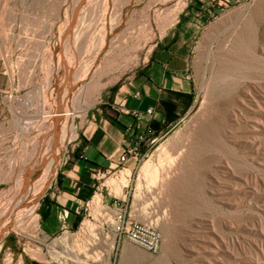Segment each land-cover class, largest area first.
Instances as JSON below:
<instances>
[{
	"label": "rangeland",
	"instance_id": "obj_1",
	"mask_svg": "<svg viewBox=\"0 0 264 264\" xmlns=\"http://www.w3.org/2000/svg\"><path fill=\"white\" fill-rule=\"evenodd\" d=\"M75 1L0 0V35L15 33L23 48L17 58L22 67L18 81L12 91L0 97V222L9 216L8 225L0 232V264H28L29 256L53 264L52 260L64 253V245L77 244L83 249L85 240L72 234L79 224L51 237L41 231L43 198L60 188L61 172L81 155L86 136L95 124L105 116L115 118L118 92L127 86L134 88L142 78L145 82L154 78L172 59L184 65L177 73L188 82L189 92L166 94L165 113L170 125L144 149L146 156L134 159L126 182L119 180L120 171L126 169L122 164L110 172L96 171L100 179L86 197L91 198L97 190L100 207L94 212L91 204L82 219L89 220L98 239L85 255L96 264H264V116L260 115H264V107L251 105L247 127L221 121L230 109H223L222 102L230 98L234 107L231 109L237 110L236 98L244 90L253 91L264 106V76L258 70L240 71L228 81L218 79L216 73L221 52L245 29L249 31L246 52L264 59V0H91L89 14L84 16L87 21L82 18L84 25L86 21L88 43L84 41L87 45L83 49L84 44L68 49L69 55L77 53L75 64L84 69L90 61L93 72L123 37H128V42L120 45L127 52L107 68L99 82H93L97 73L91 72L75 85L78 102L71 107L76 113L70 119L75 138L62 151L55 175L40 196L27 204L29 192L20 200L29 208L16 216L9 215L12 200L21 192V188L16 189L17 182L23 179L27 167L41 165L53 143L48 130L50 117L46 115L57 108L56 88L62 77L58 59L66 52L61 37ZM103 36L104 49L96 54L97 38ZM29 41L31 65L25 66ZM161 54L165 57L161 58ZM84 59H88L87 63ZM186 74L190 80L184 78ZM199 124L201 130L215 129L228 150L213 159H187L194 176L176 188L177 196L163 197L165 187L160 175L156 182L148 184L142 175L139 177L141 168L147 160L156 167L167 162H161L162 157L158 159L163 156L162 145L173 154L189 147L187 140L197 136L195 128ZM39 144L41 150L36 154ZM36 156L38 161H34ZM138 177L142 188L137 189V194ZM110 178H119L116 183L121 182L120 189L107 183ZM102 208H107L108 219L101 218ZM119 208L127 210L129 221L157 222L162 234L157 252L115 240L112 223ZM142 210L145 215L140 214ZM124 248L127 252L123 256Z\"/></svg>",
	"mask_w": 264,
	"mask_h": 264
},
{
	"label": "bare ground",
	"instance_id": "obj_2",
	"mask_svg": "<svg viewBox=\"0 0 264 264\" xmlns=\"http://www.w3.org/2000/svg\"><path fill=\"white\" fill-rule=\"evenodd\" d=\"M90 2H92V1L91 0H76L75 1V4L73 5L74 7L72 8L73 10L71 11L69 21L65 25V29L62 33L63 36L61 37L62 38L61 43H62L64 49H66V52L64 50L61 57H59V59H58V63H59L58 67H60L62 70V72H61L62 77H61V80L59 81V84L56 88V90H57V108L52 114L46 115V116L50 117L51 125H50L48 130H49L50 134L53 135V143L50 146L49 151H47V153L42 158L41 165L36 166L35 168H33V165H31L30 167H27V170L25 171L23 179L19 180L17 182V188L16 189L21 188V192H20V196L17 195L12 200L10 207H9V215L16 216L18 214H21L24 210H27L29 208V207H26L27 204H29L30 202H33L35 199H37L40 196V194L45 190L46 186L49 184L51 177H53L55 175V171L58 167L59 158H60L62 151L66 148L67 144L69 142H71L72 139H74L76 136L75 126L70 121V119L72 118V115L74 113H76V112L71 110V107H73V104L75 102L76 103L78 102V97H76V94L74 93V91H75L74 87H75V85L79 84L78 83L79 81L85 80L89 77V74L92 72V65H89L90 61L88 63L86 62L88 59L87 60L84 59L83 61L86 62L89 67L83 69V68L79 67L78 64H77L78 65L77 66L75 64V61H74V56H75L74 54L76 53V51L74 54L71 53L72 55H69L68 49L76 48V47L78 49V47L81 48L82 44H84L82 47V49H83V48H85L84 46L87 45L84 43V41L86 40V43H88L87 42L88 38L86 36V35H89L87 33L88 31L86 30L87 19H84L85 18L84 16L86 14H89V13H87V11L89 10L88 6L90 5L89 4ZM261 3H258V4L261 5ZM260 5H258V6H260ZM262 5H263V3H262ZM256 7H257V5H256ZM82 18L84 20H86L85 25H84V21ZM88 25H89V23H88ZM87 29H89L88 26H87ZM85 38H87V39H85ZM97 39H98L97 42H98L99 47H97L98 50L96 49L97 50L96 54L100 53V51H102L104 49L106 37L105 36L100 37V38L98 37ZM130 39H132V38H130ZM119 41L122 44H127L126 42H128V37H123V38L119 39ZM248 41H249V31L245 29L233 37L231 44L226 49H224L222 52L220 51L221 54H220V58H218L219 64L217 63L218 68H217V72H216L218 79H228V81H229V79L233 78V76L236 75L237 72L239 73L240 71L241 72L245 71L246 73H249L250 71H255V70H258L257 72L261 71L259 73V75L264 76V72H262V71H264V59H262L261 56L258 57L255 54L250 55L247 53L248 50H246L247 49L246 44ZM120 43H119V45H114L113 49H110L109 51H107L105 57L103 58L102 65L97 67L92 72L94 74L97 73V78H95L93 80L94 83L99 82V77L107 70V68L114 65L115 62L117 61V59L119 57H122L123 54L125 52H127L126 49L122 50ZM94 46H96V44ZM120 47H121V49H120ZM117 49H120V50L117 51ZM91 50H93V49H91ZM84 51H86V50H84ZM78 55H80V54H78ZM90 57H89V59H90ZM86 58H87V56H86ZM82 59H83V57H82ZM76 61H78V60H76ZM83 61L81 63H84ZM91 61H92V59H91ZM235 79H236V77H235ZM100 86H104V85L101 84ZM209 87H210V84L207 86V88H209ZM230 95H232V94H230ZM70 98L72 99V101H71L72 106L68 105L70 102ZM236 100L238 102L237 110L231 109V107H233L232 106L233 100H231L230 98L228 100L226 99L225 101L222 100L223 102L221 105L224 107L223 109H225V108L228 109L229 107H230V109H228V111L225 112L226 115H224V117L221 121H224V122L229 121L233 124L238 125V127L243 128V126H241V125L246 126L248 120L251 119V116H250L251 112H248L251 105L254 107H259V109L263 108L264 106H263L262 102L259 101V99L254 95L253 91H251L250 89L244 90L242 92V94L240 95V97L236 98ZM218 113H219V111H218ZM219 115L220 114H218V116ZM260 115L264 116L262 113H260ZM214 117H215V115H214ZM259 120H260V117H259ZM220 123H222V122H220ZM203 125H204V123H203ZM226 125H227V123H226ZM209 128L206 130H201L202 126L199 124L197 126V128H195V131H197V133H198L197 136L193 139L187 140L189 147L178 149V151L174 154L171 153L166 148V145H162L160 153L164 157L160 155L158 159L160 160V157H162V161L161 160L160 161L163 162L166 159L167 162L161 163V164L158 163L159 167H156L155 164H152L148 160L145 161V163L143 164V166L141 168V172L139 174V177L143 176L142 179L143 178L146 179L148 184H149V183H153L156 180L157 176L160 175V177H159V178H161L160 182L163 185V187H165V188H162L163 189V191H162L163 197H175V196H177L178 190L176 188L180 184L188 181L187 179H191L190 177H192V175L194 174V170H193V168L190 167V165H188L187 159L191 158L196 162L202 158L204 159L206 156H208V157L210 156V158L213 159V157H216L219 154V152L222 154V152H221L222 150H223V152L228 150L227 145H225L224 142H222V140L218 136L216 130L213 128H210V129ZM40 150H41V144L36 145V147H35L36 154L39 153ZM157 154H159V153H157ZM221 154H219V155H221ZM34 161H38L37 156L35 157ZM227 163L229 164V162H227ZM36 170H40V171L37 175H35L33 177ZM129 174H130V170L128 168L125 169V172H123L121 170L120 175H119L120 179L119 178H117V179L121 180V182H124L125 180H128L127 176ZM139 177L137 178L138 181H137L136 190L137 189L139 190L140 188H142L141 187V178H139ZM116 180H115V178H112L107 183H110L111 186L115 185V187L117 189H120V188H118L119 187L118 185L121 182L119 184H117ZM155 187H157V186L155 185ZM160 189L161 188H159V190ZM155 191H156V189H155ZM29 192L31 193V195L29 196V202L25 206H23L20 203V200L23 196L27 195ZM138 193H139V191L137 192V194ZM157 193L160 194V191ZM14 196L15 195H13L12 198ZM139 196H140V194L137 196V198ZM100 200L101 199H100L98 194H96L93 197L92 208H93L94 212L99 209L100 202H101ZM144 212L145 211L142 210V212L140 214L145 215ZM146 215H147V213H146ZM144 218H145V216H144ZM86 220L84 221V225L87 228L85 234H83L79 237H76V239L81 240V238H83V241L85 240L84 245L82 247L83 249L87 248V246H89V245H93L95 242V237L97 236L96 233L93 232L94 227H91L89 220H87V221ZM143 220H145V219H143ZM8 222H9V216L3 222H0V232L4 228H6V226L8 225ZM100 233H101V231L98 232L99 235H100ZM91 236H93L94 238H91ZM104 237L106 240L109 239L108 235H104ZM66 242H68V241H66ZM64 243H65V241H64ZM73 248H76L77 250H83L77 244L70 246V249H73ZM126 252L127 251L124 248L123 256Z\"/></svg>",
	"mask_w": 264,
	"mask_h": 264
},
{
	"label": "crops",
	"instance_id": "obj_3",
	"mask_svg": "<svg viewBox=\"0 0 264 264\" xmlns=\"http://www.w3.org/2000/svg\"><path fill=\"white\" fill-rule=\"evenodd\" d=\"M23 50L18 35H0V97L12 91L21 70L17 64L19 53ZM31 41L26 51L24 65H31ZM165 57L161 54V58ZM164 70H159L156 76L145 82L142 78L134 88L126 87L116 95L117 114L115 118L105 116L96 123L86 136V144L81 155L70 167L61 172V185L56 192L49 193L41 205V231L48 237L54 236L65 229H71L80 224L84 211V202L90 187L99 181L98 172H110L112 163L117 161L119 150L125 142L131 139L133 133L147 130L148 142L144 149L170 125L166 116V94L176 91L189 92V84L178 77V71L184 65L174 59L166 62ZM172 70L171 74L165 73ZM186 75H184L185 78ZM186 79V78H185ZM152 108L151 115L144 114ZM127 110L141 112L138 117L128 114ZM130 128V132L127 129ZM147 150V149H146ZM124 168L134 166V158L129 157L122 163ZM83 195V196H81ZM40 259V258H39ZM28 264H46L42 260L29 256Z\"/></svg>",
	"mask_w": 264,
	"mask_h": 264
},
{
	"label": "built area",
	"instance_id": "obj_4",
	"mask_svg": "<svg viewBox=\"0 0 264 264\" xmlns=\"http://www.w3.org/2000/svg\"><path fill=\"white\" fill-rule=\"evenodd\" d=\"M186 79L190 80V75L186 74ZM128 114H132L135 117L141 115V112L137 110H127ZM153 112L152 108L146 109L144 114L151 115ZM130 132V128L127 129ZM132 138L125 142V146L119 150V155L117 161L112 163V168L118 167V165L125 162L129 157H133L135 160L138 156H146V152L143 151V147L146 142H148V137L145 131L133 133ZM100 174V172H99ZM98 187V186H97ZM98 194L97 190L93 193L91 198L84 202V211L90 210L93 197ZM101 194V193H100ZM101 218H107V208H102ZM87 216L90 213H86ZM112 223V222H111ZM113 232L114 238L116 241L126 240L135 245L142 247L143 249L149 252H157L162 244V234L158 228L157 222L153 220L139 223L136 221H129L127 219V210H122L121 208L115 210L114 213V223ZM86 226L84 225V219L81 220L78 229L72 234H77L78 237L85 234ZM91 238H94L91 236ZM98 239V236L95 237V241ZM92 245L87 246L83 250H77L76 248L70 249V246H65L64 253L58 254L53 260V264H96L95 261L90 260L85 251H89ZM72 248V247H71Z\"/></svg>",
	"mask_w": 264,
	"mask_h": 264
},
{
	"label": "trees",
	"instance_id": "obj_5",
	"mask_svg": "<svg viewBox=\"0 0 264 264\" xmlns=\"http://www.w3.org/2000/svg\"><path fill=\"white\" fill-rule=\"evenodd\" d=\"M60 181V180H59ZM44 201H46V198H44Z\"/></svg>",
	"mask_w": 264,
	"mask_h": 264
}]
</instances>
